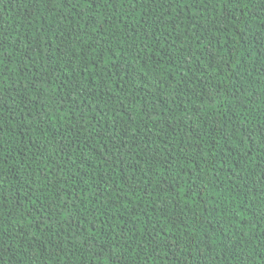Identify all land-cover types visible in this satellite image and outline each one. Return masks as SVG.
Wrapping results in <instances>:
<instances>
[{"label": "trees", "instance_id": "trees-1", "mask_svg": "<svg viewBox=\"0 0 264 264\" xmlns=\"http://www.w3.org/2000/svg\"><path fill=\"white\" fill-rule=\"evenodd\" d=\"M264 264V0H0V264Z\"/></svg>", "mask_w": 264, "mask_h": 264}, {"label": "snow or ice", "instance_id": "snow-or-ice-1", "mask_svg": "<svg viewBox=\"0 0 264 264\" xmlns=\"http://www.w3.org/2000/svg\"><path fill=\"white\" fill-rule=\"evenodd\" d=\"M173 3H175V0H173ZM117 264H119V262L117 261Z\"/></svg>", "mask_w": 264, "mask_h": 264}]
</instances>
